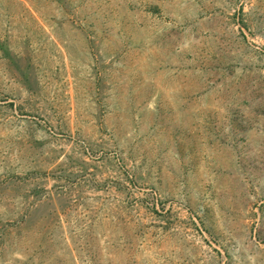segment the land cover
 Listing matches in <instances>:
<instances>
[{"label":"rangeland","instance_id":"1","mask_svg":"<svg viewBox=\"0 0 264 264\" xmlns=\"http://www.w3.org/2000/svg\"><path fill=\"white\" fill-rule=\"evenodd\" d=\"M0 264H264V0H0Z\"/></svg>","mask_w":264,"mask_h":264}]
</instances>
